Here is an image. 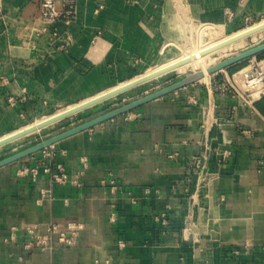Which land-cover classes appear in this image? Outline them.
Segmentation results:
<instances>
[{
	"label": "crops",
	"instance_id": "1",
	"mask_svg": "<svg viewBox=\"0 0 264 264\" xmlns=\"http://www.w3.org/2000/svg\"><path fill=\"white\" fill-rule=\"evenodd\" d=\"M0 3V140L121 89L0 144V162L185 78L144 75L187 31L264 17V0H76L42 32L40 0ZM229 68L0 165V264H264V96H235ZM51 223L80 224L73 244L28 246Z\"/></svg>",
	"mask_w": 264,
	"mask_h": 264
},
{
	"label": "built area",
	"instance_id": "2",
	"mask_svg": "<svg viewBox=\"0 0 264 264\" xmlns=\"http://www.w3.org/2000/svg\"><path fill=\"white\" fill-rule=\"evenodd\" d=\"M41 17L44 25L41 29L42 32H49L55 30V25L59 20H73L77 16L76 0H63V7L60 9L57 6V0H40ZM2 16V6L0 3V18ZM56 33V32H54ZM261 62L249 60V64L239 68L234 74L231 81V87L234 95L240 97L247 103H252L255 97L264 96V66L260 65ZM227 155V153H225ZM201 161L196 159L193 164L197 167ZM40 169L37 166L24 167L23 172L33 175H38ZM47 173H50L54 180L67 183L74 182L68 174L52 172L49 167L45 168ZM264 177V161L260 169ZM80 224H70L67 229L61 230L58 224L51 223L47 227V234L39 232V226L33 225L27 228L28 234L32 237L28 246H51L54 243V235H58V242L73 244L74 238L78 233Z\"/></svg>",
	"mask_w": 264,
	"mask_h": 264
},
{
	"label": "rangeland",
	"instance_id": "3",
	"mask_svg": "<svg viewBox=\"0 0 264 264\" xmlns=\"http://www.w3.org/2000/svg\"><path fill=\"white\" fill-rule=\"evenodd\" d=\"M263 22H264V17L259 18L254 23H249L248 25H244L243 27H239V28H236V29L230 30V31H227L226 29L225 30L206 31L204 28L198 29L197 32H194V29H193V31L192 30L191 31H187V33H185V36L181 40V42L170 41L171 45L172 44L177 45V47L179 46L178 47L179 49H177V51H175V53H173L174 52V48L172 49L170 47V49H172L171 52L167 51V53L164 54V55L170 54L171 57L165 58L164 61L167 62L166 60H168V61L170 59L172 60V59H174L176 57L183 56L186 53L193 52L196 48H199L201 46L210 44L213 40H215V39H213L214 38L213 36L215 34L218 35L217 37L220 40H223V39H225L226 37H228L230 35H233V34H235L237 32H240V31H244V30L250 29V28L255 27V26H257V25H259V24H261ZM218 38H216V39H218ZM241 38H243V39H241ZM241 38L239 39V41L236 44L225 48L223 50V52L216 51V52H212V53L208 54V56L206 58L209 59V62L207 64L213 66V65H215V64H217L219 62H222V61H224L226 59H229V58L237 55L238 53H241V52H243V51H245V50H247L249 48H252V47H254L256 45L264 43V26L261 27V28H258L255 31H249V33H245L244 36L241 37ZM258 57H259V55L246 59L247 62H246V64L244 66L249 64V60L250 59H254V61L261 62L260 65L264 66V58L263 59H259ZM239 63H241V62H239ZM235 65H237V64H235ZM235 65H233V66H235ZM173 68H171L172 70L169 72L170 73L169 75H174V76H177V77H184V76L186 77V76H188V75H190V74H192L194 72H197V71L202 69L200 66H194L193 64L186 65V66H184L182 68H180V66L177 67V68L175 67L174 70H173ZM169 69H170V67H169ZM74 106H76V105H74ZM69 109H70L69 106H67V107H59L58 109H54V111L51 112V113H45V114H40V115L35 116V117H30V119H27L26 123H24V125L22 127L24 128V126L26 127L28 125L36 124V123H38V122H40L42 120L47 119L48 117H51L52 115H54V114H56L58 112H63V111L69 110Z\"/></svg>",
	"mask_w": 264,
	"mask_h": 264
},
{
	"label": "water",
	"instance_id": "4",
	"mask_svg": "<svg viewBox=\"0 0 264 264\" xmlns=\"http://www.w3.org/2000/svg\"><path fill=\"white\" fill-rule=\"evenodd\" d=\"M228 43H230V42L222 43L220 46L227 45ZM262 53H264V43H261L259 45H256V46L252 47V48H249V49H247V50H245V51H243L241 53H238L237 55H235V56H233V57H231L229 59H226V60H224L222 62H219V63L213 65L208 70V73L212 74V73L227 69L229 67H232L235 64H238L239 62H242V61H244V60H246V59H248L250 57L258 56V55H260ZM198 72H199L198 76H195L194 74H196V73L194 72L191 75H188L185 78H183L182 80L178 81L177 83L167 87L164 91H159V92L153 93V94L149 95L148 97H146L144 99H141V100H139V101H137L135 103H131V104L125 105V106H123L121 108H118L116 110L110 111V112H108V113H106V114H104V115H102V116H100V117H98L96 119H93L91 121L83 123V124L73 128V129H71L69 131H66V132H64V133H62L60 135H57V136H55V137H53L51 139H47V140H45V141H43V142H41V143H39V144L27 149V150H24L21 153H18V154H15V155H13V156H11L9 158H6L5 160L0 162V165L8 163L10 161H13L15 159H18V158L23 157L25 155H28V154L36 151V150L42 149L45 146L53 143L54 141H56L57 139H59L61 137H64V136L69 135L71 133H74V132L80 131L82 129L88 128V127L94 125L95 123H98V122H100V121H102L104 119H107V118L112 117V116H114L116 114L122 113L124 111H127V110L131 109L134 105L138 104V103H142V102H144V101H146L148 99H152V98L158 97V96L164 94L167 91H170L172 89H176V88H178L180 86L186 85V84H188V83H190L192 81H195V80H198V79L204 77V72L202 70H200ZM160 73H161V71L155 73L154 75H157V74H160ZM120 90L121 89L109 92V93H107L105 95H102L100 97H97L95 99L87 101L85 103H82V104L78 105L77 107H74L73 109L67 110L64 113H61V114L53 117L52 119H50L48 121H44L43 123H41L40 127H42L44 125H47L49 123H52V122H54V121H56L58 119H61V118L65 117V116H67V115H70V114H72V113H74V112H76V111H78V110H80L82 108H85V107H87V106H89V105H91V104H93V103H95L97 101H100V100H102V99H104V98H106V97H108L110 95H113V94L119 92ZM28 132L29 131H22L20 133H16L15 135H12L11 137H8L6 139L1 140L0 144L6 143L8 141H11V140H13V139H15V138H17V137H19L21 135H24V134H26Z\"/></svg>",
	"mask_w": 264,
	"mask_h": 264
},
{
	"label": "bare ground",
	"instance_id": "5",
	"mask_svg": "<svg viewBox=\"0 0 264 264\" xmlns=\"http://www.w3.org/2000/svg\"><path fill=\"white\" fill-rule=\"evenodd\" d=\"M264 26V22L263 23H261V24H259V25H257V26H255V27H252V28H250V29H247V30H244V31H240V32H237V33H235V34H233V35H230V36H228V37H226L225 39H223V40H220L217 36L218 35H214L213 37V39H215V40H213L210 44H208V45H204V46H201V47H199V48H196L193 52H189V53H186L185 55H183V56H180V57H176V58H174V59H170L168 62H166V63H164V64H162L161 66H158V67H156V68H154L152 71H149L147 74H145L144 76H147V75H153V74H155V73H157V72H159V71H164V70H169V67H170V69L171 68H173V69H175V67L177 68V67H179L180 66V68H182V67H184V66H186V65H189V64H193L194 66H200L202 69V71L204 72V77L203 78H206L207 76H208V70L212 67L211 65H209V64H207L208 62H209V59H207L206 57L208 56V54H210V53H212V52H216V51H220V52H223V50L225 49V48H227V47H229V46H232V45H234V44H236L238 41H239V39L241 38V37H243L244 36V34L245 33H249V31H255V30H257L258 28H261V27H263ZM223 36V35H222ZM224 37V36H223ZM216 38H218V39H216ZM241 39H243V38H241ZM227 42H230V43H228L227 45H224V46H220L222 43H227ZM214 47V48H213ZM163 48V47H162ZM213 48V49H212ZM172 49H173V47H172ZM172 49H168L167 48V50H164V54H166L167 53V51H170L171 52V50ZM211 49V50H210ZM218 54V53H217ZM223 54V53H222ZM217 56V55H216ZM213 58V57H212ZM180 61V62H179ZM192 67V66H191ZM198 69V68H197ZM200 71V70H199ZM196 74H194L195 76H198V71L197 72H195ZM191 75V74H190ZM193 75V76H194ZM140 78V77H139ZM120 87H122V85L120 86ZM99 97V96H98ZM95 98V97H94ZM77 105H80V104H77ZM77 105L76 106H74V107H77ZM72 107V108H71ZM73 106H69V108L70 109H73L74 108ZM69 109V110H70ZM67 111V110H66ZM65 111H63V112H58V113H56V114H54V115H52L51 117H48L47 119H45V120H42V121H40V122H38V123H36V124H32V125H28V126H26V127H24V128H22V129H20V130H18V131H15V133H13V134H11V135H9V136H5L3 139H6V138H8V137H11L12 135H15L16 133H20V132H22V131H29V132H31V131H33V130H35V129H37V128H39L40 127V125H41V123H43L44 121H48V120H50V119H52L53 117H55V116H57V115H59V114H61V113H64ZM28 132V133H29ZM3 139H1V140H3ZM0 140V141H1Z\"/></svg>",
	"mask_w": 264,
	"mask_h": 264
},
{
	"label": "trees",
	"instance_id": "6",
	"mask_svg": "<svg viewBox=\"0 0 264 264\" xmlns=\"http://www.w3.org/2000/svg\"><path fill=\"white\" fill-rule=\"evenodd\" d=\"M258 58L259 59H263L264 58V53L260 54ZM246 62L247 61L245 60V61H243V62H241V63H239V64H237V65H235L233 67H230L229 70H231V71L238 70L240 67L244 66L246 64Z\"/></svg>",
	"mask_w": 264,
	"mask_h": 264
}]
</instances>
